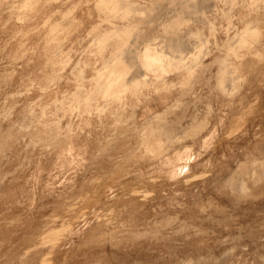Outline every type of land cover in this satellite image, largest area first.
<instances>
[{
  "label": "rangeland",
  "instance_id": "374dc122",
  "mask_svg": "<svg viewBox=\"0 0 264 264\" xmlns=\"http://www.w3.org/2000/svg\"><path fill=\"white\" fill-rule=\"evenodd\" d=\"M0 264H264V0H0Z\"/></svg>",
  "mask_w": 264,
  "mask_h": 264
}]
</instances>
